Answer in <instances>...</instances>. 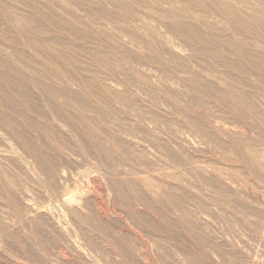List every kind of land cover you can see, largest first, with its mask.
Masks as SVG:
<instances>
[{
	"label": "rangeland",
	"instance_id": "374dc122",
	"mask_svg": "<svg viewBox=\"0 0 264 264\" xmlns=\"http://www.w3.org/2000/svg\"><path fill=\"white\" fill-rule=\"evenodd\" d=\"M180 6L0 0V264H264V62Z\"/></svg>",
	"mask_w": 264,
	"mask_h": 264
},
{
	"label": "bare ground",
	"instance_id": "6f19581e",
	"mask_svg": "<svg viewBox=\"0 0 264 264\" xmlns=\"http://www.w3.org/2000/svg\"><path fill=\"white\" fill-rule=\"evenodd\" d=\"M93 1L113 8L114 16H110L106 19L115 25H131L138 20L135 6L138 5L141 0ZM127 2H129V4H126ZM166 2L181 5L180 9L170 12L168 16L171 22H167L170 24V28L168 26L167 28H169L172 34L176 36L182 35L186 40H191L193 37H196V31L198 30L215 33L216 35L225 32L226 35L224 38L217 39L221 41L218 44V48L221 52L227 54V56L232 59L246 56L250 58L256 57L264 62V0H166ZM164 11L166 10L164 9ZM194 11H196V13H194ZM142 12L143 11H141V13ZM197 12L201 13L198 15ZM111 13L113 14V11ZM128 13L131 19L128 18ZM152 26L143 24V29L145 31L148 30L143 35L145 39H150V35L154 36L155 28L153 29ZM156 29L158 30L159 28ZM143 36L137 37L143 39ZM200 41L203 44H210L213 42V39L205 40L202 37ZM147 42L149 43V41ZM262 62H260V64L263 65ZM259 69L262 68L257 66L254 68L253 72ZM247 83L250 87L256 82H246V85ZM225 87L229 91L232 90L230 93L232 98L236 100L241 101L242 98L245 99L248 95V93L246 95L244 92H235L233 90L235 88L233 81L227 80ZM260 90L264 92V88H260ZM244 91L246 92V90ZM242 159L245 164L254 168L255 162L252 160V157L242 155ZM256 165L260 166L259 164Z\"/></svg>",
	"mask_w": 264,
	"mask_h": 264
}]
</instances>
